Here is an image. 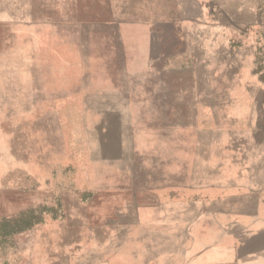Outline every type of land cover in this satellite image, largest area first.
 <instances>
[{"label":"rangeland","instance_id":"374dc122","mask_svg":"<svg viewBox=\"0 0 264 264\" xmlns=\"http://www.w3.org/2000/svg\"><path fill=\"white\" fill-rule=\"evenodd\" d=\"M0 264H264V0H0Z\"/></svg>","mask_w":264,"mask_h":264}]
</instances>
